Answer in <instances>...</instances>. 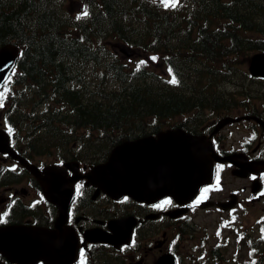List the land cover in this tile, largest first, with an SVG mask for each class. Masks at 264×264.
Wrapping results in <instances>:
<instances>
[{"label": "trees", "instance_id": "trees-1", "mask_svg": "<svg viewBox=\"0 0 264 264\" xmlns=\"http://www.w3.org/2000/svg\"><path fill=\"white\" fill-rule=\"evenodd\" d=\"M69 1L87 15H69ZM107 41L155 56L177 82L126 64ZM7 43L20 49L1 110L14 147L95 164L173 118L192 113L176 126L196 134L204 111H230L217 86L245 77L249 56L264 51V0H0Z\"/></svg>", "mask_w": 264, "mask_h": 264}, {"label": "flooded vegetation", "instance_id": "flooded-vegetation-1", "mask_svg": "<svg viewBox=\"0 0 264 264\" xmlns=\"http://www.w3.org/2000/svg\"><path fill=\"white\" fill-rule=\"evenodd\" d=\"M250 123L253 124L247 126L245 134L236 142L226 146L215 142L218 154L226 160L218 165L221 174L231 167L230 173L235 171L244 176L249 191L251 182L255 188L264 185V128ZM63 163L64 160H58L55 164ZM78 163L80 173L90 166L83 160ZM13 164L0 155V226L55 228L59 215L57 206L44 199L43 189L36 179L23 173L18 166L12 169ZM34 164L40 169L44 166ZM71 174L67 171L66 177ZM73 186L75 194L64 219V225L73 230L79 246L73 264H156L160 257L168 254L181 262L178 252L180 231L183 225H188L187 221H182V216L178 217L183 206L170 199L154 203L127 197L112 199L102 192L96 193L93 187L84 184V180L76 181ZM240 189L246 193L244 184ZM254 195L256 201L264 205V194ZM190 206L187 207L189 210ZM178 224L180 228L175 229ZM169 225L174 228L171 232H175L171 236L164 232ZM112 236L114 243L100 241L112 239ZM0 264L17 263L9 262L0 254Z\"/></svg>", "mask_w": 264, "mask_h": 264}, {"label": "water", "instance_id": "water-1", "mask_svg": "<svg viewBox=\"0 0 264 264\" xmlns=\"http://www.w3.org/2000/svg\"><path fill=\"white\" fill-rule=\"evenodd\" d=\"M18 53L12 44L0 48V87ZM122 53L131 55L126 49ZM248 70L254 77H264V52L251 57ZM229 121L232 120L221 121L217 128ZM0 152L9 154L29 170L43 186L45 198L60 211L53 231L23 226L0 228V252L10 262L18 264H34L38 260L44 264H71L77 250L75 236L62 224L71 198V183L79 176L75 174L67 180L64 169L57 166L44 169L41 176L36 167L9 147L8 135L2 130ZM214 161L218 159L207 138L172 129L115 145L106 160L93 166L83 177L97 187V192L114 199L128 195L137 201L153 202L170 196L178 203H185L200 186L210 182ZM74 165L65 164V167L75 171ZM103 241L114 243L115 240Z\"/></svg>", "mask_w": 264, "mask_h": 264}, {"label": "rangeland", "instance_id": "rangeland-1", "mask_svg": "<svg viewBox=\"0 0 264 264\" xmlns=\"http://www.w3.org/2000/svg\"><path fill=\"white\" fill-rule=\"evenodd\" d=\"M161 2L165 0H159ZM168 1V0H166ZM67 8L71 9V13L69 15L74 16L75 14L82 13V10H80V5L72 4L71 2H67L66 4ZM110 42V43H109ZM107 43L114 44L115 41H107ZM122 51V49H121ZM125 63H131L130 66L134 65L135 62L143 61L141 65L145 63L147 68H152L158 72H162L166 75V71L164 70L161 62H157L155 56H147L143 52H141L139 49L134 53V57L129 59H124ZM248 62L243 66V68L247 69ZM157 78L161 77L162 74L158 73ZM246 77V76H245ZM242 75H240L238 72L234 76H229L225 81H220L218 83V90L225 93H230L231 95L227 96V98L231 97L230 101V107L233 110L229 113H222V112H209L204 111L201 116V122L197 121L195 122L194 127L197 125V132L200 130L203 131L205 136L209 137L213 131L214 127L222 119H225L226 116H232V117H239L247 115L248 111L250 109H254L257 114L260 116H264V81H260L258 79H252L249 76H247V80L244 79ZM160 79V78H159ZM160 81H162L160 79ZM227 81V82H226ZM258 87V88H257ZM254 88V89H253ZM2 96L0 95V105H2ZM39 110V108H37ZM2 108L0 107V113ZM190 115H186L183 117H177L174 119H171L166 124L161 125L162 129L174 127L178 122L182 121H188ZM3 125H0L5 130L8 131V127L0 121ZM250 123H244L239 122L236 124H228L225 127H222L218 129L216 132L213 133L217 137V141L221 146H226L228 144H232L236 142V140H239L241 136H243L246 132L247 126ZM193 127V126H192ZM21 136H24V132H21ZM21 147L20 149L23 151V144L20 143ZM61 155V158L67 159L68 162L64 163H72L73 158L68 156L66 153L61 152V150L58 153H47L46 155H39L31 158V161L37 164H43L44 166H50L55 163H58L59 158H57L56 155ZM240 179V180H239ZM26 185H28L27 182H25ZM241 184H244V180L237 177H232L230 174V170L225 173V177H223V182L214 186L212 188V192L218 193V195H214L213 199L220 200L221 198L226 199L228 197V194L230 191L235 190L236 187L240 186ZM243 197L245 195H241L240 197ZM27 200V199H26ZM260 208L261 205L258 203L255 206L245 204L244 201H242L233 211L229 213L219 212L215 209V207H211L207 210H199V211H192L187 217L188 218L192 215L191 219H185V221L188 222V225L184 226L182 229H188L189 236L186 234V230H183L182 233L184 234L180 241H179V247L178 252L181 255V257L190 256L194 258H198L200 252L198 250H195V247H200L202 245L203 250L209 251L210 249L215 247L217 244H220V238L226 237V250H222L220 253L215 254L220 256V259H218L217 264H235L236 262H232V254L236 252L238 255H240V261L239 263L243 261H252V257L250 254L246 252V250H241L242 248H237L235 244L239 241L237 240V236H235L237 233H239L242 230H246L251 236V239L258 236L257 228H256V220L257 217L260 214ZM259 226V225H257ZM172 228L171 225L168 226L167 229L164 230L165 234L171 236L175 232H171ZM260 232V231H259ZM247 234V233H244ZM246 245L245 242L241 241L240 246L244 247ZM262 244H258V246H261ZM261 251H264V245L261 246ZM214 254V253H213ZM260 255V254H259ZM258 255V256H259ZM206 256L205 259L202 261H206V263L202 264H216L213 259H210L208 261ZM222 256V257H221ZM183 264H193L189 259L183 258ZM201 261V262H202Z\"/></svg>", "mask_w": 264, "mask_h": 264}, {"label": "snow or ice", "instance_id": "snow-or-ice-1", "mask_svg": "<svg viewBox=\"0 0 264 264\" xmlns=\"http://www.w3.org/2000/svg\"><path fill=\"white\" fill-rule=\"evenodd\" d=\"M165 6H168V4L166 3L165 4ZM172 6H175V4H173ZM84 15H87V11L85 10V12H84ZM78 19L80 18V17H77ZM171 83H176L177 81L175 80V79H173L172 81H170Z\"/></svg>", "mask_w": 264, "mask_h": 264}, {"label": "bare ground", "instance_id": "bare-ground-1", "mask_svg": "<svg viewBox=\"0 0 264 264\" xmlns=\"http://www.w3.org/2000/svg\"><path fill=\"white\" fill-rule=\"evenodd\" d=\"M61 54V53H60ZM79 66V65H78ZM73 69V68H72ZM80 71V70H79ZM79 77V76H78ZM71 81V80H70ZM90 82V81H89ZM95 82H97V81H95ZM258 88V87H257ZM254 89V88H253ZM134 122V121H133ZM18 129V128H17ZM26 130V129H25ZM35 131V130H34ZM20 132V131H19ZM16 138V137H15ZM91 145V144H90ZM106 258V257H105Z\"/></svg>", "mask_w": 264, "mask_h": 264}]
</instances>
